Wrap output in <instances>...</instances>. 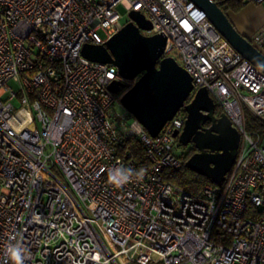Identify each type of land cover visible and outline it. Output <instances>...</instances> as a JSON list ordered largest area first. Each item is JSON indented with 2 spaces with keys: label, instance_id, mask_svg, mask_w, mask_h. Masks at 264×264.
Here are the masks:
<instances>
[{
  "label": "built area",
  "instance_id": "1",
  "mask_svg": "<svg viewBox=\"0 0 264 264\" xmlns=\"http://www.w3.org/2000/svg\"><path fill=\"white\" fill-rule=\"evenodd\" d=\"M118 6L166 37L162 57L191 76L190 97L205 87L238 130L220 184L190 193L164 180L185 162V109L151 136L110 91L116 66L83 56L130 20ZM244 107L264 123V73L190 0H0V264L12 248L22 264H264V133ZM117 169L133 173L122 186Z\"/></svg>",
  "mask_w": 264,
  "mask_h": 264
},
{
  "label": "water",
  "instance_id": "2",
  "mask_svg": "<svg viewBox=\"0 0 264 264\" xmlns=\"http://www.w3.org/2000/svg\"><path fill=\"white\" fill-rule=\"evenodd\" d=\"M190 1L205 13L236 51L264 73V52L236 29L218 2ZM129 17L105 44H85L83 56L116 66L120 79L110 83L113 93H119L126 81L134 80L119 101L151 136H156L183 107L186 111L184 126L174 135L181 145L192 143L196 150L185 165L220 184L234 164L240 141L238 130L224 112L215 115V103L205 87L196 89L190 97L191 76L174 57H162L166 37L161 33L143 34L141 30L149 29L151 24L142 13L131 11ZM206 120L210 121L209 126H203Z\"/></svg>",
  "mask_w": 264,
  "mask_h": 264
},
{
  "label": "trees",
  "instance_id": "3",
  "mask_svg": "<svg viewBox=\"0 0 264 264\" xmlns=\"http://www.w3.org/2000/svg\"><path fill=\"white\" fill-rule=\"evenodd\" d=\"M249 1L250 0H221L218 2V4L225 12L228 9L237 12ZM262 48L264 51V44ZM129 87L130 84L127 83L125 87L120 90L118 95L120 96ZM243 112H244L247 128L255 129L259 133H264V123L259 121L246 107L243 108ZM220 113L221 110L220 108H218L216 111V116H219ZM125 144L133 150L134 154L138 158H140L141 161H143L144 159L143 149L137 142L128 139L125 141ZM192 153H193L192 151L188 150L187 153L184 154L185 162ZM185 162L180 167L175 169L164 168L162 173L163 179L183 188L184 190L190 193L197 192L200 188H202L205 185L216 184L209 178L187 168Z\"/></svg>",
  "mask_w": 264,
  "mask_h": 264
},
{
  "label": "crops",
  "instance_id": "4",
  "mask_svg": "<svg viewBox=\"0 0 264 264\" xmlns=\"http://www.w3.org/2000/svg\"><path fill=\"white\" fill-rule=\"evenodd\" d=\"M226 12L236 29L255 44L253 36L264 26V5L250 0L237 12L232 10ZM255 45L263 51L262 46Z\"/></svg>",
  "mask_w": 264,
  "mask_h": 264
},
{
  "label": "clouds",
  "instance_id": "5",
  "mask_svg": "<svg viewBox=\"0 0 264 264\" xmlns=\"http://www.w3.org/2000/svg\"><path fill=\"white\" fill-rule=\"evenodd\" d=\"M139 175V174H137ZM133 176L130 169H117L111 176L110 180L116 186H122L127 183ZM13 264H22L21 253L18 248H12L9 252Z\"/></svg>",
  "mask_w": 264,
  "mask_h": 264
},
{
  "label": "rangeland",
  "instance_id": "6",
  "mask_svg": "<svg viewBox=\"0 0 264 264\" xmlns=\"http://www.w3.org/2000/svg\"><path fill=\"white\" fill-rule=\"evenodd\" d=\"M261 4L264 5V0L261 1ZM118 10L119 12L122 14V18H121V21L124 23L126 20L129 19V14L126 13L121 6H118ZM228 10H231V9H228ZM227 13V12H226ZM100 34L103 36L102 32L99 31ZM189 150V148L187 146H184V145H180L179 147V150H178V154H186L187 151Z\"/></svg>",
  "mask_w": 264,
  "mask_h": 264
},
{
  "label": "flooded vegetation",
  "instance_id": "7",
  "mask_svg": "<svg viewBox=\"0 0 264 264\" xmlns=\"http://www.w3.org/2000/svg\"><path fill=\"white\" fill-rule=\"evenodd\" d=\"M218 107L215 105V115H216V111H217ZM210 125V121L209 120H206L203 124V126H209ZM190 151L194 152L196 151L193 147V144L192 143H189L186 145Z\"/></svg>",
  "mask_w": 264,
  "mask_h": 264
},
{
  "label": "bare ground",
  "instance_id": "8",
  "mask_svg": "<svg viewBox=\"0 0 264 264\" xmlns=\"http://www.w3.org/2000/svg\"><path fill=\"white\" fill-rule=\"evenodd\" d=\"M22 111H20L18 114H17V116L16 117H21L22 116Z\"/></svg>",
  "mask_w": 264,
  "mask_h": 264
}]
</instances>
